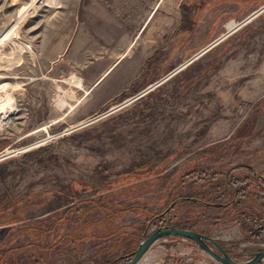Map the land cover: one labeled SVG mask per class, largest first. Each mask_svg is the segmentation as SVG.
<instances>
[{
    "label": "rangeland",
    "instance_id": "374dc122",
    "mask_svg": "<svg viewBox=\"0 0 264 264\" xmlns=\"http://www.w3.org/2000/svg\"><path fill=\"white\" fill-rule=\"evenodd\" d=\"M177 3L0 0V264H115L124 252L115 244L136 249L160 227L205 233L237 262L264 249V10L248 18L264 0ZM175 10L182 36L160 34L159 18L170 26ZM209 12L215 31L195 36ZM105 17L145 51L168 40L164 77L229 36L144 90L147 109L117 102L95 112L76 70L107 40ZM80 108L95 114L79 124ZM150 250L155 264H217L178 237Z\"/></svg>",
    "mask_w": 264,
    "mask_h": 264
},
{
    "label": "crops",
    "instance_id": "0c3cea01",
    "mask_svg": "<svg viewBox=\"0 0 264 264\" xmlns=\"http://www.w3.org/2000/svg\"><path fill=\"white\" fill-rule=\"evenodd\" d=\"M225 1L227 0H178L176 7L206 6L210 8L215 6L217 2H220L221 4L219 5L223 4L222 9L224 10L230 4V3L226 4ZM243 1H245L246 3V0ZM263 8L264 6L253 12L251 15H249V17L254 15L256 12H259L257 14L259 15L261 12H263L264 10ZM229 11L231 12L230 9ZM225 13L226 10L223 12V15H225ZM208 15L209 16L206 19V21L209 22L208 27L207 28L204 27V29L200 27L199 29H197L195 31V36L204 38L209 36L208 32L215 31L213 29L216 24L215 22H217L219 16L218 14L215 15L214 12H209ZM181 16H182L181 12L179 14L178 11L175 10L174 14L172 13V15L170 16L171 17L170 26L168 24L169 20L167 19L168 18L167 16L160 17L158 20L157 31H160V34L163 35L164 33H167V35H169L170 33V37H172L173 35L177 37L178 32L182 36L184 30L181 29V24H182ZM108 19H109L108 17H105V21H104L105 25L103 26V29L108 30L106 32L107 40H105L101 44L99 43H95L94 45L92 44L89 48L86 49L84 57L80 59L82 61L79 63L78 69L76 70V75L78 76V80L80 81V84L82 86L80 90L82 92L87 91V96L92 94L90 103H92L93 105L97 104L96 108L92 107L93 110H95V112L98 110H102L107 106H110L117 102H122L121 104L125 103L124 104L125 106L132 105L135 107L134 108L135 111L139 110V108L141 107L147 109V106L142 104L145 103L146 101L140 102L139 99L145 97V95L151 92L152 91L151 89H153L151 88L152 85L158 82L159 80L163 79L164 76L166 75V72L169 68L168 67L169 61H168V57L166 56L168 51H166L163 46L167 44L168 40L165 39V42L154 41L150 46H148L149 50L145 51L146 48L145 47L141 48L140 46H138L139 43L138 41L135 42V38L132 39L129 36V34L125 35V32L121 31V26L119 25V22H117L113 17H110L109 20ZM191 19H195L194 13L189 17V21H191ZM228 36L229 34L224 35L223 39H225ZM219 38H221V36ZM157 52H160L159 54H163V56L159 57V54H157ZM155 54L158 57L156 56L157 59L156 60L154 59L155 60L153 62L154 68L150 67L147 69V63H149V61L153 56H155ZM165 82H163L159 86L163 85ZM134 84L135 85L137 84L138 85L137 87L139 88L137 90H141V91L135 97L130 98L132 102H129L128 101L129 99L127 100V98L130 95H127L126 97V93L130 92V89H132V86ZM159 86H156V88ZM73 87L75 86L73 85ZM144 90L145 92L147 90L148 91L151 90V91H149L147 94L143 96H140V94ZM159 98L160 96L155 97L156 100H158ZM127 102L129 104H127ZM148 102H151V100H149ZM78 110L79 112L73 116H77L75 118L83 119V121H81L79 124L83 123L86 119L91 118L95 114V113L87 114L83 108L77 109V111ZM183 111L184 110H182L181 108V112ZM71 112L72 113L76 112L75 106L71 110ZM179 113L180 112H175L176 115H178ZM162 115L163 114H160V117ZM99 117L100 116H98V118ZM89 120L90 119H88L87 121ZM175 133L177 135L184 134L185 132L183 126L182 125L177 126ZM261 233L264 234V227ZM180 262L182 263V260H180ZM143 263L144 264L157 263L156 261L154 262V256L152 255V250H149Z\"/></svg>",
    "mask_w": 264,
    "mask_h": 264
},
{
    "label": "water",
    "instance_id": "95a60500",
    "mask_svg": "<svg viewBox=\"0 0 264 264\" xmlns=\"http://www.w3.org/2000/svg\"><path fill=\"white\" fill-rule=\"evenodd\" d=\"M264 9V8H263ZM262 9V10H263ZM259 12H256L254 15L250 16L249 19L256 16ZM221 37L214 41L213 43L209 44L206 48L202 49L198 54L192 57L183 65L179 66L172 72H170L166 77L160 80L158 83L154 84L151 88L161 84L162 82L166 81L168 78L172 77L176 73H178L181 69L185 68L187 65L192 63L195 59L199 56L203 55L207 51H209L212 47L218 44L222 39ZM148 91V90H147ZM146 91V92H147ZM144 92V93H146ZM143 93V94H144ZM176 203V202H175ZM174 203V204H175ZM171 237H178L184 240H188L193 242L197 245V247L203 251L208 257L217 264H259L260 262L264 261V249L255 253L253 257L247 262H237L233 260L229 254L212 238L199 233L193 230L187 229H178L174 227H160L155 229L151 232L148 236H143L142 241L138 244L134 254L132 257L125 263V264H140L144 258L146 257L147 253L151 249V247L159 240L171 238ZM217 249V252L214 250Z\"/></svg>",
    "mask_w": 264,
    "mask_h": 264
},
{
    "label": "trees",
    "instance_id": "16d2710c",
    "mask_svg": "<svg viewBox=\"0 0 264 264\" xmlns=\"http://www.w3.org/2000/svg\"><path fill=\"white\" fill-rule=\"evenodd\" d=\"M231 23V22H230ZM229 185H230V187L232 188V189H234L235 190V195L237 196V193L238 192H240L241 193V191H238V188H237V185H238V182H230L229 183ZM204 206H206V207H210L211 206V204H208V203H202ZM214 207H216V206H214ZM78 228V227H77ZM123 243H125L124 241H123ZM123 243H121V245L120 246H118L117 244H115V248L116 249H121L122 251H124L123 253H122V255H120L118 258H116L115 260H113V262H111V263H115V264H122V263H126L131 257H132V255L134 254V252H135V247L134 248H132V244L131 243H134L133 241H131L129 244L127 243V245H125V244H123ZM117 245V246H116ZM110 250H113V249H111L110 248ZM210 264H212L211 262H210Z\"/></svg>",
    "mask_w": 264,
    "mask_h": 264
},
{
    "label": "bare ground",
    "instance_id": "6f19581e",
    "mask_svg": "<svg viewBox=\"0 0 264 264\" xmlns=\"http://www.w3.org/2000/svg\"><path fill=\"white\" fill-rule=\"evenodd\" d=\"M249 18V17H248ZM91 120H93V119H91Z\"/></svg>",
    "mask_w": 264,
    "mask_h": 264
}]
</instances>
